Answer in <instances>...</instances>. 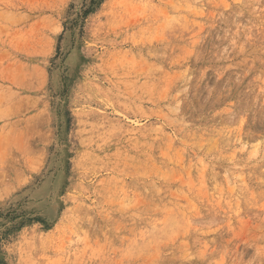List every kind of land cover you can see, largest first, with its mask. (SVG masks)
I'll return each instance as SVG.
<instances>
[{"label":"rangeland","instance_id":"rangeland-1","mask_svg":"<svg viewBox=\"0 0 264 264\" xmlns=\"http://www.w3.org/2000/svg\"><path fill=\"white\" fill-rule=\"evenodd\" d=\"M0 264H264V0H0Z\"/></svg>","mask_w":264,"mask_h":264}]
</instances>
